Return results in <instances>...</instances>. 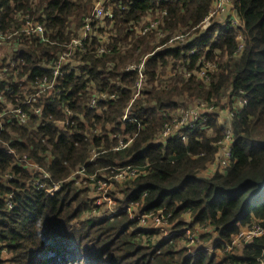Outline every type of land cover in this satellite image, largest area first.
I'll return each mask as SVG.
<instances>
[{
	"label": "trees",
	"instance_id": "obj_1",
	"mask_svg": "<svg viewBox=\"0 0 264 264\" xmlns=\"http://www.w3.org/2000/svg\"><path fill=\"white\" fill-rule=\"evenodd\" d=\"M114 3L118 35L115 43L129 39L130 24L141 21L156 8L167 12L165 31L187 28L189 35L196 34L212 8V0H114ZM235 5L245 23V47L241 55L235 57L239 48L237 33L233 29H221L215 36L218 28L215 25L202 38L191 58L189 69L207 60L217 63L209 85L196 77L188 81L173 78L168 89L156 86L148 89L147 98L133 104L132 120L121 122L133 94L119 84L126 82L128 76L118 77L119 66L108 75L107 63L119 59L123 64L139 48L144 55L159 44L168 43L169 37L156 42L153 32L136 39L124 56L118 52L104 58L86 55L83 75L77 77L73 73L66 77L62 98L41 101L45 117H49L45 125L38 128L17 122L7 125L0 138V264L261 263L264 235L241 249V255L234 256V253L221 259L207 250L195 255L177 250L181 235L157 248L143 246L137 240L140 233L133 231L135 223L128 213L83 220V213L90 210L85 199L87 191L66 181L81 165H85L89 174L100 176L118 165L147 166L145 175L127 183L123 199L118 200L120 204H138L142 212L165 210L173 214L176 228L184 226L179 219L189 212L193 218L191 227L209 224L214 228L218 235L214 242L216 248L231 243L249 224L264 226V0H235ZM91 6V0H0V23L4 32L14 28L17 13L29 11L37 22L44 24L50 40V43H42L39 37L22 40L15 60L25 63L24 67L17 68L23 83L15 82L14 76L9 75L1 87V93L13 104H18L26 81L36 82L48 72L42 60L54 57L62 49L61 45L71 40L74 33L70 29L74 24L75 28L82 27ZM189 50L191 47L158 50L148 61L150 80L162 81L165 73H160L161 67L167 66V70L170 60L176 63ZM215 50L221 51L217 59ZM109 76L115 83L109 81ZM91 83L102 91L121 92V98L115 103L101 102L98 110L90 109L87 104ZM230 89L229 104L238 97L246 103L235 110L232 163L225 173L218 172L211 178L200 176L214 161L219 149L215 143L222 138L214 117L209 119L207 127L216 131L213 138L207 136L206 130L199 129L189 136L187 143L171 139L165 146L150 145L166 122L160 112L175 110L176 98L205 100L225 108L222 99ZM63 102H68L77 115L75 125L66 130H60L56 123L64 118L60 111ZM97 128L103 130L99 137L93 133ZM125 131L135 135L133 144L126 149H113L118 143V134ZM94 144L100 147L99 155L96 161H90ZM11 149L35 160L52 174L54 181H65L62 190L49 196L29 186L36 174L18 165ZM50 152L54 159L48 162ZM8 173H14L15 179L7 181ZM13 191L16 206L8 210L5 196Z\"/></svg>",
	"mask_w": 264,
	"mask_h": 264
},
{
	"label": "built area",
	"instance_id": "obj_2",
	"mask_svg": "<svg viewBox=\"0 0 264 264\" xmlns=\"http://www.w3.org/2000/svg\"><path fill=\"white\" fill-rule=\"evenodd\" d=\"M91 2V9L84 17L82 27L78 29L73 25L74 29H72L73 27L70 29V31L74 33L71 40L62 44V49L53 54L54 57L50 59L44 58L42 60L41 63L48 72L36 82H25V89L23 93L18 96V104H13L11 100L4 96L1 93V87L4 81H8L7 77L9 75L14 76L15 82H21L18 76L20 70L17 68L24 67L25 63L23 61L16 62L15 56L21 46L22 40L32 37H39L42 43H50V40L46 35L44 24L37 22L35 16L29 11H20L17 13L16 20H20L21 24H19L18 27L14 26L13 29L7 32L2 30L0 23V104L5 101L12 104L9 112L14 114L5 118V116L1 114L2 111H0V138L6 130L7 125L10 123L14 124L17 122L20 125L27 123L35 128L45 125L49 117H45V107L43 104L40 105L41 101L45 102L51 98L60 100L62 98L65 91L64 83L66 77L73 73L77 77L83 75L82 68L87 65V61L84 60L86 55L94 54L96 57L104 58L107 55L118 52L124 56L132 48L136 39L155 32L156 42L160 39L169 37V41L165 44L166 47H164V49H185L191 47V50L182 54L183 57L181 60H178L176 63L171 60L169 61L170 69L165 77L168 76V79H171V77L181 75L184 81L196 77L204 84L209 85L212 75L217 70L216 62L207 60L203 64H198L195 68L189 69L192 55L197 52L199 43L207 32L211 28H214L215 25L218 26V28L215 29V36L219 35L221 29H233L238 35L237 39L239 42V48L235 57H239L245 47V23L238 14L235 0H212V8L209 16L202 22L199 32L194 35H189L188 30H184L183 28L174 32L165 31L163 27L166 25L167 12L156 8L150 11L151 13L145 18L146 22L140 24L138 22H132L128 29L129 39L118 43H115L118 35L115 33L116 4L114 0H91ZM1 12L2 9L0 7V13ZM218 18L221 23H217ZM107 23H110V29L109 33L105 34L104 28ZM99 32L105 35L102 36ZM95 40H97V44H94ZM92 47L96 48L93 49ZM139 49L136 55L141 57L136 63L132 61L124 68L119 64V62H121L119 59L107 63L108 75L114 72L115 68L119 66L120 71H117L118 77L121 79L122 74L128 76L126 82L122 81L123 83L119 84L122 88H129L133 94L124 115L120 119L123 123L132 120L134 116V112L132 111L133 104L142 99H146V91L148 89L154 86L160 89L167 88L166 83L168 82H164L162 83L164 85L160 86L158 80L152 82L148 75V61L155 56L158 51L155 53L153 50L142 55L143 52L139 54L142 49ZM3 51H7V54H3ZM220 53V50H215L216 59L219 58L218 56H220ZM86 78H89V76L87 75ZM109 81L115 83L114 79L110 76ZM131 81H133L132 84L129 83ZM7 89H9V86ZM90 92L87 105L93 110L100 109L101 102L110 104L119 101L121 98V92H113L111 90L102 91L99 90L94 83L90 84ZM229 95L225 107L227 120L221 130L222 138L215 143V145L219 147L215 155L217 161L214 159L212 162L219 166L221 173H225L226 169L230 167L232 163V148L234 143L233 119L235 110L243 108L246 103L245 99L238 97L232 99V104H229L231 102V100H229ZM185 100L188 103L195 102V106H188L185 108L179 106L177 113L174 114L170 113L169 110L160 112V115L166 118V122L157 137L150 142V145L165 146L171 139H178L187 143L190 135L199 129L206 130L209 119L212 116L211 112L217 111L220 108L213 106L205 100ZM60 111L64 114L62 120H56L60 130H66L72 125H75V118L77 115L68 102L62 103ZM102 131L100 128L94 129V136H101ZM134 138L135 135H131L126 131L119 133L118 143L113 146V149L122 150L129 148L133 144ZM99 150L100 147L95 144L92 145L90 161L97 160ZM10 153L15 155V160L18 165L36 174L31 183H29V186L45 192L49 196H54L62 190L65 181H54L52 174L40 166L35 160L30 159L28 155L21 156L13 149L10 150ZM53 159L54 157L50 152L48 154V162H51ZM114 169L110 172L103 171L101 176L98 173L91 175L87 172L85 165H81L74 169L66 179V181L74 182L77 187L91 194L90 199H86V203L90 205V210L83 213L81 216L83 220L94 217L107 218L120 215L121 213H128L130 220L135 223L133 231L140 233L137 239L138 242L140 241L143 244H148L157 248L161 243L166 241L173 242L175 237L181 235L182 239L180 241L183 243L182 249L185 250L188 255H195L200 250H207L209 254L216 253L217 255L221 254L224 256L236 254L238 250L245 248L256 238L264 235V226L259 223H252L242 228L234 237L233 241L231 243H224L222 248L217 249L215 243H213L212 248L204 247L202 238L204 239L207 237L211 230L214 231V228L209 224L191 227V220L186 221L182 228H176V222L172 221V213H167L165 210L142 212L138 204L122 205L118 202V200L123 199V189H125L127 183L145 175L148 171L147 166L138 168V166L134 165H127L125 167L118 165L117 168ZM5 179L11 181L15 179V174L8 173ZM5 199L8 210H13L16 206L14 191L6 195ZM184 215H191V213L188 212ZM260 264H264V259Z\"/></svg>",
	"mask_w": 264,
	"mask_h": 264
},
{
	"label": "rangeland",
	"instance_id": "obj_3",
	"mask_svg": "<svg viewBox=\"0 0 264 264\" xmlns=\"http://www.w3.org/2000/svg\"><path fill=\"white\" fill-rule=\"evenodd\" d=\"M91 4H92V2H91ZM151 12H149L148 14H150ZM87 15V14H86ZM148 16V15H147ZM147 16H145L141 21H138V23L140 24V23H144V22H146V20H145V18L147 17ZM19 24H21V21L20 20H18L17 19V21H16V25H15V27H18V25ZM75 25V24H74ZM72 29H74V27L72 28ZM109 29H110V24L109 23H107V24H105V28H104V31L106 32L105 34H107V33H109ZM184 30H187V29H185V28H183ZM101 32V31H100ZM99 32V33H100ZM116 34H117V31L115 32ZM105 34H102V33H100V35H102V36H104ZM192 35H194V34H192ZM153 44H156V43H153ZM159 44V43H158ZM97 47V46H96ZM96 47H92L93 49H95ZM164 47H166L165 45H158V47L154 50L155 51V53L158 51V50H160L161 49V51L162 50H164ZM140 50V49H139ZM139 50H137L136 51V53L138 54V51ZM141 52H142V50L140 51V53L139 54H141ZM3 54H7V51H3ZM141 56H137V55H135L134 57H132V58H129V59H127L126 61H125V63H121V62H119V64L124 68V67H126L130 62H132V61H134V63H136L138 60H139V58H140ZM174 66H175V64H174ZM176 67V66H175ZM166 68H167V66L165 67V68H162L161 67V69H160V73L161 74H164L163 76H165L167 73H168V71H169V69H170V67H168V69L166 70ZM166 71V72H165ZM162 76V77H163ZM176 77H181V75H176L175 77H171V79H170V81L168 82V83H166V86H167V88H165V89H168V86L172 83V80H173V78H176ZM164 81H166V80H164ZM163 81V82H164ZM162 82V83H163ZM158 83H159V85L161 86V84L162 83H160L159 82V80H158ZM176 102L178 101V106L176 107V109L175 110H169L170 111V113H172V114H174V113H177V109H178V107L179 106H181V107H188V106H195V102H187L185 99H184V97L182 98V97H180V98H176V100H175ZM1 106H0V111H2V115L3 116H5V118L6 117H8V116H11V115H14L13 113H10L9 111H10V109H11V105L12 104H9L7 101H5L4 103H2V104H0ZM2 116V117H3ZM215 161H217V159H215ZM90 197H91V194H89V192H87L86 194H85V199H90ZM88 206H89V204H88ZM89 209H90V206H89ZM188 220H190V218L188 219ZM179 221L180 222H182L183 224H185L184 222H183V216H182V218H180L179 219ZM190 225V224H189ZM204 241H208V237H205L204 239H203ZM140 243V242H139ZM202 243H203V245H204V247H209V248H212L213 247V240H211L210 242H208V243H204L203 241H202ZM142 245L143 246H150V245H148V244H143L142 243ZM176 246H177V244H176ZM180 247H182V246H180ZM218 249V248H217ZM183 250V249H182ZM217 252V251H216ZM238 252V251H237ZM217 255V254H216ZM224 255H221V254H219V255H217V257L219 258V259H221L222 257H223Z\"/></svg>",
	"mask_w": 264,
	"mask_h": 264
},
{
	"label": "crops",
	"instance_id": "obj_4",
	"mask_svg": "<svg viewBox=\"0 0 264 264\" xmlns=\"http://www.w3.org/2000/svg\"><path fill=\"white\" fill-rule=\"evenodd\" d=\"M217 23H221L219 18L217 19ZM162 79L163 80L161 81V83L164 80H166L164 82H169L170 81V79H168V76H166V77L163 76ZM161 85L163 86L164 84H161ZM230 92H231V89L227 92V95L225 96V98L222 99V104L224 106H226V103L228 101L227 97H228ZM225 110H226V108H223V109L219 108V110L211 112V115H212L211 117H214L216 119L217 125H218L220 130H222V127H223V125L225 124V122L227 120V115L225 113ZM206 133H207V136L210 137V138H213V137L216 136V131L214 129H212V128H206ZM218 172H221L220 169H219V166L212 163V164H208L207 167L203 171H201L200 176L203 177V178H211ZM223 172H225V171H223ZM189 218H190V220H188ZM192 219L193 218H192L191 215H184L183 216V222L184 223L186 221H191ZM207 237H208V241H204L203 238H202V241L205 242V243H208L211 240H213V243H214V241L218 240V235L215 234V232L213 230L210 231V234L207 235ZM180 246H182V247H180ZM182 248H183V243H182V241L179 240L177 242L176 249L177 250H182ZM241 254H242V250L236 252L235 256H238V255H241ZM222 258H224V257H222Z\"/></svg>",
	"mask_w": 264,
	"mask_h": 264
}]
</instances>
